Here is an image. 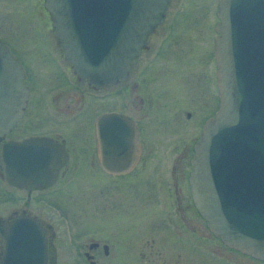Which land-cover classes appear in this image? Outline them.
I'll use <instances>...</instances> for the list:
<instances>
[{
  "label": "flooded vegetation",
  "instance_id": "1",
  "mask_svg": "<svg viewBox=\"0 0 264 264\" xmlns=\"http://www.w3.org/2000/svg\"><path fill=\"white\" fill-rule=\"evenodd\" d=\"M38 1L42 28H29L28 37L41 44L21 51L29 59L38 54L33 70L0 42L19 63L27 89L0 150L35 141L5 151L0 229L25 244L39 234L43 264H264L215 238L189 191L194 144L219 107L220 0L211 22L207 12L186 18L177 4L169 13L170 0L126 78L101 88L74 73ZM23 159L44 168L23 175ZM6 177L32 182L18 187Z\"/></svg>",
  "mask_w": 264,
  "mask_h": 264
},
{
  "label": "water",
  "instance_id": "2",
  "mask_svg": "<svg viewBox=\"0 0 264 264\" xmlns=\"http://www.w3.org/2000/svg\"><path fill=\"white\" fill-rule=\"evenodd\" d=\"M43 2L65 60L78 78L101 88L126 78L146 38L161 23L170 0ZM216 13L219 107L194 144L189 191L215 238L264 262V0H220ZM26 93L19 63L0 44V138L15 126ZM31 142L3 146L0 166L6 150L25 148ZM14 165L7 164L12 173ZM42 168L23 159L20 173H36ZM6 179L18 187L32 182ZM3 230L0 264H43L39 234L36 238L34 233L32 242L25 244Z\"/></svg>",
  "mask_w": 264,
  "mask_h": 264
},
{
  "label": "rangeland",
  "instance_id": "3",
  "mask_svg": "<svg viewBox=\"0 0 264 264\" xmlns=\"http://www.w3.org/2000/svg\"><path fill=\"white\" fill-rule=\"evenodd\" d=\"M217 1L218 0H172L167 11L171 13L177 4L178 12L189 14L186 18L192 19L191 15L197 12H207L210 15L209 21L211 22L215 21L213 20L212 13L216 11ZM38 6H40L38 0H0V42L11 46L13 52L28 63L30 70H33L31 61L33 58L37 61L39 59L38 54L33 53V58L31 57V59H29V56L23 57L21 51L25 48L31 49L33 45L39 43H34V38L32 36L30 39L28 37L31 33L29 28L33 30L42 28L41 18L36 11ZM24 19L26 22H24ZM182 33L188 36L189 31H183ZM33 34H36V32H33ZM52 41L54 45V40Z\"/></svg>",
  "mask_w": 264,
  "mask_h": 264
}]
</instances>
